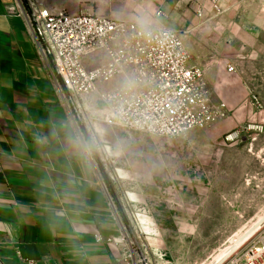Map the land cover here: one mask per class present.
<instances>
[{
  "label": "rangeland",
  "instance_id": "374dc122",
  "mask_svg": "<svg viewBox=\"0 0 264 264\" xmlns=\"http://www.w3.org/2000/svg\"><path fill=\"white\" fill-rule=\"evenodd\" d=\"M155 5L163 14L153 11L151 28L180 35L204 81L214 83L215 104H226L224 115L166 139L105 126L96 114L105 106L93 96L65 95L64 101L74 124L86 131V147L134 264H225L264 227V0H222L219 12L205 5L201 21L189 0ZM248 125L262 130L228 140ZM127 133L136 135L131 146L114 144ZM138 154L151 156L149 169ZM123 161L126 168H120Z\"/></svg>",
  "mask_w": 264,
  "mask_h": 264
},
{
  "label": "crops",
  "instance_id": "0c3cea01",
  "mask_svg": "<svg viewBox=\"0 0 264 264\" xmlns=\"http://www.w3.org/2000/svg\"><path fill=\"white\" fill-rule=\"evenodd\" d=\"M156 2L0 0V264H126L121 224L89 155L86 131L74 124L28 19L39 7L151 28ZM209 82L211 103L226 106L220 99L215 104ZM129 133L114 137V144L131 146L136 135ZM137 156L149 169L151 156Z\"/></svg>",
  "mask_w": 264,
  "mask_h": 264
},
{
  "label": "built area",
  "instance_id": "2783aa9c",
  "mask_svg": "<svg viewBox=\"0 0 264 264\" xmlns=\"http://www.w3.org/2000/svg\"><path fill=\"white\" fill-rule=\"evenodd\" d=\"M221 1L189 0L197 6L195 16L200 21L206 15L205 5L210 12H219ZM162 14L158 7L155 17ZM28 27L51 65L62 99L97 94L105 107L96 114L107 127L178 139L224 115L225 105L211 103L204 72L191 64L180 35L171 29L144 28L95 15L50 13L39 7L29 17ZM112 83L116 84L112 89L99 91ZM253 100L259 106L257 98ZM255 129L262 127L248 125L227 138L234 140ZM122 242V262L134 264L133 249L125 246L124 237ZM225 264H264V227Z\"/></svg>",
  "mask_w": 264,
  "mask_h": 264
}]
</instances>
